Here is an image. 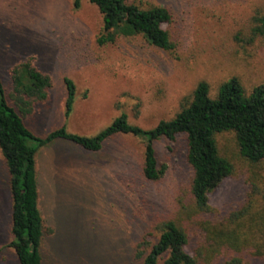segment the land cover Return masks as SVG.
<instances>
[{
	"label": "rangeland",
	"instance_id": "obj_1",
	"mask_svg": "<svg viewBox=\"0 0 264 264\" xmlns=\"http://www.w3.org/2000/svg\"><path fill=\"white\" fill-rule=\"evenodd\" d=\"M132 1L173 12L168 29L174 51L158 49L141 36L100 45L103 17L87 0L78 10L75 0H0V78L9 102L12 70L22 63L31 62L52 81L48 101L25 118L37 137L45 139L62 128L94 137L122 114L131 124L152 130L173 119L201 82L213 91L231 78L248 92L264 86V37L253 39L251 31L254 12L264 11V0ZM66 80L76 86L69 116ZM145 141L119 135L91 154L60 140L39 152L43 264H142L136 260L139 242L151 234L147 239L154 244L155 227L173 219L191 236L188 252L197 256L200 247L199 264H224L227 257L264 264L261 228L240 232L250 247L216 250L205 231L207 223L215 222L196 223L189 210L192 170L185 137L156 143L166 166L157 182L144 176ZM217 141L235 174L211 195V206L219 217L251 206L242 222L248 226L264 213L261 196L250 197L251 184L264 189V163L246 162L231 133L218 135ZM12 208L10 175L0 150V264H20L10 247Z\"/></svg>",
	"mask_w": 264,
	"mask_h": 264
},
{
	"label": "trees",
	"instance_id": "obj_2",
	"mask_svg": "<svg viewBox=\"0 0 264 264\" xmlns=\"http://www.w3.org/2000/svg\"><path fill=\"white\" fill-rule=\"evenodd\" d=\"M103 17L100 45L114 43L120 37L141 36L149 44L163 51L172 52L176 45L168 27L173 24V12L167 7L144 8L132 0H87ZM83 0H75L76 10ZM252 19L253 39L264 37V11L256 9ZM13 93L9 102L0 78V150L10 175L12 194V236L10 247L20 264H43L41 247L44 238V218L39 206L37 156L57 141L74 143L82 150L98 154L105 144L119 135L145 139L144 176L150 182L162 179L166 166L161 164L156 143L162 139L172 142L178 136L186 139L187 163L192 170L189 210L196 223L203 225L209 218L205 231L216 250L234 247L241 250L251 246V241L240 232L253 227L264 232V213L258 219L242 223L252 207L227 217H219L212 208L211 195L228 178L235 174L234 164L222 156L217 136L234 135L241 157L253 166L264 163V86L248 92L238 78L222 82L212 90L208 82L197 85L181 111L171 120L161 121L154 129L144 130L129 122L126 114L116 118L97 136L86 137L68 133L66 128L52 132L45 139L37 137L26 125L25 118L33 115L38 104L46 103L52 88L51 79L31 62L12 70ZM68 89L67 116L73 110L76 86L66 80ZM260 195L264 204V189L251 184L250 197ZM157 241L152 244L147 235L139 244L136 260L142 264H199L198 255L188 252L191 236L177 220L163 221L155 227ZM263 234V233H262ZM153 237V235H152ZM230 258V259H229ZM227 257L224 264H240L237 258Z\"/></svg>",
	"mask_w": 264,
	"mask_h": 264
}]
</instances>
